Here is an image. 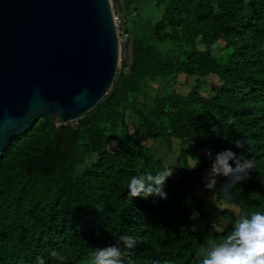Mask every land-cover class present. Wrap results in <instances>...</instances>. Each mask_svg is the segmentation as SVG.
I'll list each match as a JSON object with an SVG mask.
<instances>
[{
	"label": "trees",
	"instance_id": "16d2710c",
	"mask_svg": "<svg viewBox=\"0 0 264 264\" xmlns=\"http://www.w3.org/2000/svg\"><path fill=\"white\" fill-rule=\"evenodd\" d=\"M114 2L132 58L128 52L111 91L76 123L57 129L52 116L38 118L0 153V264H35L37 256L60 264L53 250L64 264H92L94 248L120 235L139 239L125 264H201L196 250L206 233L190 217L207 215L196 190L225 201L219 188L228 182L217 176L215 189L205 187V150L256 162L230 190L236 211L219 212L225 231L205 221L211 237L220 241L240 216L264 211V0ZM179 76L193 78L186 94L171 88ZM174 139L179 171L167 198H130L131 177L169 166L154 152H169Z\"/></svg>",
	"mask_w": 264,
	"mask_h": 264
},
{
	"label": "water",
	"instance_id": "95a60500",
	"mask_svg": "<svg viewBox=\"0 0 264 264\" xmlns=\"http://www.w3.org/2000/svg\"><path fill=\"white\" fill-rule=\"evenodd\" d=\"M113 15L112 0H0V153L38 118L77 122L111 91L125 59Z\"/></svg>",
	"mask_w": 264,
	"mask_h": 264
},
{
	"label": "clouds",
	"instance_id": "9594fccd",
	"mask_svg": "<svg viewBox=\"0 0 264 264\" xmlns=\"http://www.w3.org/2000/svg\"><path fill=\"white\" fill-rule=\"evenodd\" d=\"M228 120L227 123H231ZM236 148L244 149L247 141L235 140L232 142ZM116 141L111 142V148L115 147ZM205 156L212 161L210 170L205 176V187L215 189L217 176L228 178V182L222 184L219 191L225 201L231 199V189L240 181L248 178L251 170L255 169L256 162L253 158H246L243 153L237 154L231 149H224L215 155L211 150H205ZM231 162H234L232 165ZM199 164V158L188 169H195ZM175 166H166L157 170L155 174L131 177L127 189L128 196L144 198L158 196L167 198L165 186L168 179L174 174ZM198 212H193L191 219L198 217ZM223 239L218 241L209 237L206 242L196 250V256L201 264H264V211L253 212L250 215L240 216L231 224ZM227 225L213 224V229L223 233ZM139 239L131 235H120L116 243L105 247H95L91 253L92 264H125V258L129 250L134 249ZM51 256L54 260L64 264L66 257L53 250ZM35 264H46L41 256L36 257ZM152 264H159L152 261Z\"/></svg>",
	"mask_w": 264,
	"mask_h": 264
},
{
	"label": "rangeland",
	"instance_id": "374dc122",
	"mask_svg": "<svg viewBox=\"0 0 264 264\" xmlns=\"http://www.w3.org/2000/svg\"><path fill=\"white\" fill-rule=\"evenodd\" d=\"M116 5V2H114V0H112V7L114 9V6ZM147 12V11H146ZM115 13V12H114ZM115 16L119 19V31L118 34H119V37L121 38V40L123 41L124 43V51H123V54L124 56L127 55V53L129 52V49H127L128 47H126L125 45V38H126V35H124V29H125V26H124V23H123V17L121 16L120 13L116 12L115 13ZM131 21L128 20V24H130ZM214 53H218V50H214ZM120 66V64H119ZM118 66V68H119ZM193 81V78L192 77H187L185 78L184 76H179L175 79V82L174 84L171 86L172 89H174L176 92L180 93V94H186L189 90V87H190V84L192 83ZM203 90H205V88H203ZM152 93H153V90H152ZM206 93V92H205ZM127 118L128 120H130L129 116L127 115ZM71 123H76L75 121H71ZM117 136L115 135H112L110 137V142H109V148H111V142L112 141H116ZM144 142H148L149 140L146 139L144 136H140ZM173 146L171 148V150L168 152V151H165V147H157L154 154L157 155V156H162L163 157V162L166 164V165H169V166H175L174 167V170L176 172H178V167L176 165V161H175V158L177 156V154L179 153V142H177L176 139L173 140ZM188 146V145H187ZM114 148V147H112ZM175 174V172H174ZM196 194L197 195H201L202 197H204V211H205V214L207 215L206 219L205 218H199V217H196L195 218V222H194V228L195 229H200V230H204L205 233H206V239H208L210 236H212L211 234V230L210 228H207L206 225H205V221L208 219L210 224H212V227H213V224L216 223V224H225L226 221L224 219H222V217L219 215V212H221L222 210H225V209H229V210H233V211H236V208L227 203L226 201H219V202H216L215 199H214V194L211 193V192H208L206 193L203 189H197L196 190ZM188 204L190 205V201H188Z\"/></svg>",
	"mask_w": 264,
	"mask_h": 264
},
{
	"label": "built area",
	"instance_id": "2783aa9c",
	"mask_svg": "<svg viewBox=\"0 0 264 264\" xmlns=\"http://www.w3.org/2000/svg\"><path fill=\"white\" fill-rule=\"evenodd\" d=\"M113 16H114V22H115L116 29H117V31H119V27H120L119 19L115 16V13Z\"/></svg>",
	"mask_w": 264,
	"mask_h": 264
}]
</instances>
